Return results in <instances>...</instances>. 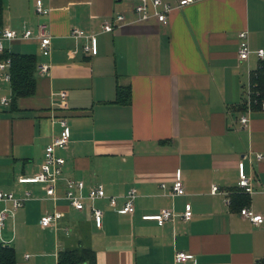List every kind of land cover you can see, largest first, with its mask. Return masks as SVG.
<instances>
[{"label":"crops","instance_id":"obj_1","mask_svg":"<svg viewBox=\"0 0 264 264\" xmlns=\"http://www.w3.org/2000/svg\"><path fill=\"white\" fill-rule=\"evenodd\" d=\"M42 2L48 12L38 15L34 0H3L0 28L19 33L45 20L51 45L44 56L35 38L2 40L3 51L31 54L36 62L34 89L25 96H12L10 61L9 80L0 71V190L30 195L0 226L15 264H59V252L80 242L93 249L95 264H264V108L254 103L246 125L238 121L246 113L240 106L249 71L264 59L254 52L237 57L240 30L251 50L264 49V0H195L163 24L149 18L111 31L100 23L120 10L131 17V1ZM73 27L96 35L95 54L83 50L86 38L71 35ZM40 62L48 63L46 72H39ZM119 88L129 89L128 100L116 99ZM61 118L69 138L56 149L65 162L50 199L43 184L18 178L39 170ZM239 160L254 191L227 203L226 194L237 192ZM66 178L115 196V206L107 198L92 202L103 210L101 227L88 206L77 210L63 198ZM177 178L184 192L171 194ZM130 188L134 211L120 212ZM185 204L188 219L181 215ZM240 205L262 214V222L242 216ZM5 206L10 202H0ZM161 208L174 216L162 224L142 218ZM52 210L61 217L42 226L40 216ZM176 251L190 257L175 261Z\"/></svg>","mask_w":264,"mask_h":264},{"label":"built area","instance_id":"obj_2","mask_svg":"<svg viewBox=\"0 0 264 264\" xmlns=\"http://www.w3.org/2000/svg\"><path fill=\"white\" fill-rule=\"evenodd\" d=\"M131 1L129 9L132 12V16L127 18L125 10L117 11L114 15L109 18L102 20L100 23L101 31H111L115 27H119L125 23L141 22L148 20L149 18L155 19L156 22L163 24L167 21L168 14L190 2L195 0H175L170 2L167 0H129ZM149 4L152 10L149 9ZM34 11L38 15H44L48 12V8L43 4L42 0H34ZM71 35L81 38H86V41L82 45L85 52L95 54L97 52L96 35L93 33H85L83 30L77 27H73L70 32ZM238 36V49L237 57L239 60H247L249 54L254 52L260 60L264 59V49L258 48L251 50L248 45L247 31L240 30L237 33ZM35 38L39 42L40 52L42 55L47 56L50 53V32L48 23L45 20H39L36 24L35 30L23 28L21 32H17L12 28L0 29V52L3 51L2 40L12 39H29ZM9 60L6 58L0 61V71H4L8 66ZM39 72H46L49 68L48 63L40 62L37 66ZM251 70L249 71L250 78ZM2 78L9 80V73L2 72ZM59 95L61 98L65 97V92L60 91ZM1 101L7 102V98L2 96ZM244 103L245 112L238 117V121L241 125H246L248 121V112L251 110V106L259 104L264 108L263 99L259 98V91L255 89L254 84L251 82V78L248 79L246 87L244 89ZM61 127L58 135L53 136L51 141L45 146L42 162L40 163L39 170L30 176H20L18 181L20 183L34 182L41 183L44 185L46 198L55 199L56 189L58 186V180L62 172V166L65 162V158L56 152L57 148H64L68 142L69 130L65 119L61 118L58 120ZM257 159L262 158L261 153H256ZM237 183L236 186L240 192L252 193L254 191L252 182L244 171L243 161L237 162ZM64 195L63 198L67 200V203L74 209L82 210L85 206H88L89 213L92 217L93 223L96 227H101L103 210L99 207L92 205L95 199L107 198L109 205L115 206L117 201L115 196H107L105 194L102 185H96L93 187H85L84 182L81 179L66 178L64 180ZM261 190L264 191V185L261 186ZM210 191L212 193L218 192V187L215 184H211ZM183 183L177 178L171 184V194H182ZM135 189L130 188L124 195V202L118 207L120 212L132 213L134 211V198ZM28 192L24 193L22 197L16 196L12 191L0 190V202H10L9 207L0 208V226L4 224V220L7 217L13 216L14 212L20 207L23 202L29 198ZM86 202H89L86 205ZM91 202V203H90ZM226 202L229 203V196L226 194ZM239 213L248 218L254 224H259L263 220V216L260 213L254 212L248 206H242L239 209ZM62 212L60 210L46 211L40 216L39 222L42 226L50 224H56L58 219L61 217ZM184 219H188L191 215L190 205L185 204L183 213L181 214ZM174 216V212L168 208H161L158 212L153 214H144V219H154L159 224H162L166 219H171ZM190 255L184 251H176L174 254L175 261H184L188 259Z\"/></svg>","mask_w":264,"mask_h":264},{"label":"trees","instance_id":"obj_3","mask_svg":"<svg viewBox=\"0 0 264 264\" xmlns=\"http://www.w3.org/2000/svg\"><path fill=\"white\" fill-rule=\"evenodd\" d=\"M3 0H0V28L2 27L3 16ZM1 58H8L9 73H10V85L12 90V96H25L31 94L35 84V66L36 62L31 54L20 53L17 51L4 50L0 54ZM251 82L254 84L255 89L259 91V98H264V64L262 61L258 66L251 70L250 74ZM129 89L119 88L117 93V100H128ZM245 108V103H242L240 109ZM237 192H233L234 196L230 194V202H233L236 197L243 195L237 189ZM242 205L239 206V209ZM59 264H74L78 262L86 264H95V257L93 249L82 242L76 244L72 248H66L58 254ZM0 264H15L14 248L11 245H6L0 242Z\"/></svg>","mask_w":264,"mask_h":264},{"label":"rangeland","instance_id":"obj_4","mask_svg":"<svg viewBox=\"0 0 264 264\" xmlns=\"http://www.w3.org/2000/svg\"><path fill=\"white\" fill-rule=\"evenodd\" d=\"M5 225H6V224H5ZM6 228H7L6 226L3 227V229H2V232H3V233H4L5 231H7Z\"/></svg>","mask_w":264,"mask_h":264}]
</instances>
